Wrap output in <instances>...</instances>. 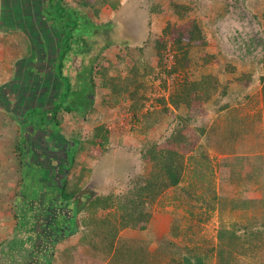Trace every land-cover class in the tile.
<instances>
[{
  "label": "rangeland",
  "instance_id": "rangeland-1",
  "mask_svg": "<svg viewBox=\"0 0 264 264\" xmlns=\"http://www.w3.org/2000/svg\"><path fill=\"white\" fill-rule=\"evenodd\" d=\"M100 2L64 0L67 7L98 25L113 23L117 40L113 38V45L104 49L106 41L98 38L95 41L97 48L93 47L97 54L92 51L80 65V60L76 61L78 70L81 66L93 70L96 85L91 97L93 110L84 117L75 112H63L73 117L64 125L61 118L58 128L67 141L78 143L68 180L70 188L78 186L77 201L81 208L86 207L77 216L79 233L72 237L81 241L86 234L84 241L89 253L98 256L104 264L112 259L113 253H117L121 240L138 241L144 250L133 254L132 258L126 253H118L115 264H219L217 233L224 227L234 241L228 246L236 260L234 264H264V202L257 208H228L231 199L247 188L245 178L250 180L262 173L261 155L258 152L256 156L244 158L248 165L238 167L236 175L233 174L237 179L221 184L219 172L223 169L219 160L222 158L217 154H228L234 149L227 148L218 153L213 150L216 139L229 140L231 135L227 134V129L237 125L238 117L242 118V121L239 119L241 135L258 130L264 85V0H109L108 3L115 4L114 9ZM175 11L186 15L179 18ZM195 22L199 35L191 40L189 31ZM163 30H166L164 35L161 34ZM158 41L165 43L161 51L162 63H159L154 45ZM93 58L96 59L93 61ZM134 65L140 74L146 70L144 66L153 70L151 73L146 70L143 78L135 77L136 82L128 83L130 92L137 88L134 99L128 93L116 97L103 87L102 83L112 78L118 86L123 85L125 78L132 82L135 78L129 69ZM171 66L177 69L172 75L168 74ZM69 67L64 72L69 71L71 81L79 85L83 79L78 75L75 79ZM203 76L209 77L211 84L208 88H213L209 108L217 115L207 129L202 126L208 115L205 107L208 102L193 100L187 109H173L169 104L170 97L181 91L184 82L199 80ZM252 77L256 81V93L247 102L231 106L225 98L227 92L237 100L242 90L239 85H251ZM203 91L199 90L198 96H202ZM0 111V172L3 173L0 184L10 190L13 180H20V176L17 158L12 164L15 175L10 176L9 169L13 171V167L8 148L16 146L20 132L10 115L2 109ZM247 112L251 113L248 118ZM98 127L101 130L95 138ZM198 136L202 139V152L207 156V162L200 154L196 155L197 149L191 154ZM164 150L182 154L185 169L179 185L164 190L149 206L150 218L144 229L119 230L111 250L106 247L107 237L104 241L99 233L95 240L93 237L88 240L90 236L87 234L94 229L90 219L109 217L112 225L119 217L116 200L151 172L149 152ZM201 174L204 177H199ZM250 185V189H258L260 183L250 182ZM105 196L114 199V206L106 210L93 206ZM238 198L241 200L242 197ZM95 199L97 202L91 206ZM15 205L16 199L13 198L10 208ZM114 212L115 217H111ZM84 221H90L87 233L84 232L87 230ZM15 229L13 236L24 232L20 227ZM93 240L99 251L92 247L90 242ZM7 245L4 246L6 253H1L0 264H10L11 258L12 263L34 264L33 252L27 258L23 255L24 251L28 254L24 243L19 247L7 248Z\"/></svg>",
  "mask_w": 264,
  "mask_h": 264
},
{
  "label": "trees",
  "instance_id": "trees-1",
  "mask_svg": "<svg viewBox=\"0 0 264 264\" xmlns=\"http://www.w3.org/2000/svg\"><path fill=\"white\" fill-rule=\"evenodd\" d=\"M100 1L101 5L108 4L111 8H115V4L108 3L109 0ZM177 7L176 5L175 8ZM175 14L179 18L186 15V13L179 14L178 11H175ZM198 30L197 23H193L189 31L191 40L199 35ZM0 32H20L26 36L29 43V52L17 60L13 66L12 78L0 86V107L18 124L20 132L18 137L20 140L16 142L14 148L20 176L19 190L14 198L19 210L25 213L24 221L28 228L15 236L14 241L18 244L24 243L26 246L25 250L28 254L26 251L23 252L25 258L31 252L34 253L36 258L34 264H51L55 246L79 233L77 216L86 207L81 208L79 202L74 201L78 198L80 191L78 186L69 187L68 174L74 165L73 154L78 149V143L67 141L58 131L61 116L63 112H75L83 117L90 114L93 110L91 97L96 88L91 67L87 68V77L78 85L64 74L66 62L70 58H77L82 63L92 54V51L97 54L98 51L93 50V47L96 46L95 41L98 38L106 41L102 48L112 46L114 39L116 40L113 33L115 32L114 24L98 25L75 9L67 7L64 0H0ZM165 33L166 30H163L161 34ZM154 45L159 63H162L164 58L161 51L165 48V43L158 41ZM135 66L129 69L134 76L133 79L143 78L147 72L153 71L152 67L144 66L147 72L145 70L140 74ZM176 71L175 66H171L168 74L172 75ZM112 79L115 80V78ZM112 79L102 83L103 87L108 88L116 97L122 93H128V96L134 99L137 88L135 92H130L128 83L133 84L136 78L132 82L125 78L122 86L114 84ZM210 84L208 76L192 82H184L181 91L170 97L169 104L173 109H187L193 100H199L208 102L210 106V93L213 90L211 87L208 88ZM199 90H204L202 96H198ZM262 91L264 106V85ZM164 101L160 100L161 103ZM165 109L164 111L167 110ZM36 129L58 136L61 162L58 161L57 164L49 160L42 162V165L38 167L33 164L30 160L31 141L27 139V136L30 130ZM95 130L97 131L95 138H97L101 128L98 127ZM103 141L106 140L103 139ZM202 149L201 146L197 148L196 155L200 154L207 162L208 158ZM149 156L152 169L148 177H141L133 189L116 200L118 219H115L112 225L109 217L104 220L90 219L94 224V231L91 230L90 235L87 234L90 236L88 240L91 237L97 238L96 234L99 233L104 241L107 237L106 247L111 250L114 248L113 239L119 230L144 229L150 218L149 206L164 190L179 185L185 169V158L182 154L164 150L150 151ZM59 165L62 172L61 177L56 180L54 174ZM206 168L210 170L209 167ZM199 177L204 175L201 174ZM182 191L187 192L184 189ZM97 199L90 205L97 202ZM98 201L97 205L93 206L100 210L111 208L115 203L111 196H105ZM71 202L72 208H67ZM112 215L115 217L116 212L110 214L111 217ZM15 219L17 220V214ZM90 221L89 223L84 221V226L87 227V230H84L85 233L88 231ZM84 238L86 239V234ZM84 238L81 242L86 244ZM228 238H232L230 231L221 227L217 233L216 257L219 264H234L236 261L232 252L228 250V246L230 247L234 242L233 238ZM94 240L90 243L99 251L98 244H95ZM168 244L175 246L172 243ZM122 246L123 250L120 249ZM143 248V244L138 241L121 240L117 253H113L112 259L106 261V264L118 262V253L123 252V255L126 253L129 258H132L133 254L143 251Z\"/></svg>",
  "mask_w": 264,
  "mask_h": 264
},
{
  "label": "crops",
  "instance_id": "crops-1",
  "mask_svg": "<svg viewBox=\"0 0 264 264\" xmlns=\"http://www.w3.org/2000/svg\"><path fill=\"white\" fill-rule=\"evenodd\" d=\"M27 50H28V42L22 33L20 32L0 33V86L7 83V81H9L12 78L13 66L15 62L21 59V57H23L27 53ZM235 76L236 74L230 75L229 79H232ZM255 82L256 81L254 80V77H252L251 85H243L242 87V84H240L239 86L242 90H240L241 91L239 92L240 96L237 98V100H235L233 96L230 97L229 96L230 93L228 91L227 92L228 96L225 97L226 101L229 102L231 106H236L238 104H241L242 102H247L248 99L251 98L253 94L256 93L257 91L254 85ZM259 90H261V88ZM205 107L208 108V115L205 117L206 118L204 119L205 124L204 125L202 124L203 125L202 127L204 129H207L211 124V122L214 120L215 116L217 115H215V112L212 113V111H210L209 105H206ZM260 109H261V119L258 126V130H256L255 132L250 131L248 134L241 135L240 120L242 121V118L238 117L237 118V121H239L238 124L234 128H231V130L230 128L227 129V134L231 135L229 140H224L219 138L216 139L215 142L213 141L214 144L213 150L216 153L221 152L223 150L225 151L227 150V148L234 149L233 152L230 151L228 154H224V155L217 154L222 158L221 160H219V166L220 168L225 170L223 171L220 169L219 172V181L221 184H223V182L232 180L233 178L237 179V176H233V174L236 175V172H238V167H240L241 164L248 165L244 163V158L256 156V153L258 152H259L258 155H261L259 156V160L263 166L262 173H259L258 174L259 176L250 180H248L247 177L245 178L247 181L246 183L247 188H245V190L238 196V197H242L241 200H239L238 197L235 198L233 196L234 198L233 200L231 199L228 208H257L260 207L261 205L260 203L264 202V106L263 103H261ZM223 112L224 111H221L220 113ZM248 114L251 113L247 112V114H245L246 118H248ZM72 117L73 115L70 114L68 115L62 114L61 116V118L63 119L62 124L64 125V122L68 121ZM252 120L253 119L251 115V121ZM249 124L251 125V122H249ZM246 125L249 126L248 123ZM201 143H202V139L200 136H198V140L195 141L191 154L195 149L201 146ZM14 148L15 147L11 145L8 148L10 149L9 159L11 160V165L14 162L16 163ZM223 166H225L226 168L230 167V169L226 170V168L224 169ZM12 167H13V171L9 169L10 176L15 175L14 165H12ZM2 174L3 173L0 172V175ZM13 181H11V183L13 182V184L10 190L5 189L4 186L0 184V260L3 257V254L1 253H3V251L5 250L4 246H6L10 240L11 243H8L7 248L14 247L15 245L19 247V244L16 241H14L15 236H13L15 235V231H16L15 228L17 227V220L15 219V208H10L11 203L13 202V198L15 197V194L17 193L18 190L19 179ZM250 182L256 185H258L259 182L260 183V185H258L259 188L256 189L254 187L253 189H250L251 188ZM240 201H243V203H241ZM7 239H9L8 242H6ZM4 252L6 253V251ZM10 258L11 257H9V259ZM12 261L13 259L11 258L10 264H17V262L12 263ZM91 262H96L97 264H104L103 261L98 256H93L92 253H89L86 245L83 244L78 237L77 238L69 237L55 246L54 254H53V263L51 264H88Z\"/></svg>",
  "mask_w": 264,
  "mask_h": 264
},
{
  "label": "flooded vegetation",
  "instance_id": "flooded-vegetation-1",
  "mask_svg": "<svg viewBox=\"0 0 264 264\" xmlns=\"http://www.w3.org/2000/svg\"><path fill=\"white\" fill-rule=\"evenodd\" d=\"M25 38H26V36H25ZM26 40H27V38H26ZM27 42H28V40H27ZM28 52H29V43H28L27 53ZM23 57H21V58H23ZM77 60H78L77 58H70L66 62L68 64V66H65V68L69 67V65H70L69 68L75 74V79L78 75V77H80L84 80L88 75L87 67L81 66L80 70H78L79 66L75 67ZM80 64H81V61H79V65ZM69 68H68V70H69ZM84 70L86 71L85 73H84ZM64 74L69 76V78L71 79V75L69 74V71L66 70V72H64ZM76 115H77V113H76ZM31 131L32 130L29 131L30 133L28 134L27 139L28 140L30 139V141H31L30 149H31L32 153L30 154V160L33 162V164L37 165V167H38V166L42 165V162H47L49 160H51L52 162L57 163V164L59 162H61V158H60V154H59V144H58L59 142L57 140L58 136L55 137L52 135V133L44 132V131H41L39 129L32 131V133H31ZM61 172H62L61 167L59 165L56 169L55 174H54L56 180H58L59 177H61ZM74 201L77 202V198ZM67 208H72V202L69 204V206ZM19 209L20 208H18V203H16L15 214H17V227H20V229L25 230L26 228H28L27 223L24 221V219H26L25 213H22Z\"/></svg>",
  "mask_w": 264,
  "mask_h": 264
}]
</instances>
